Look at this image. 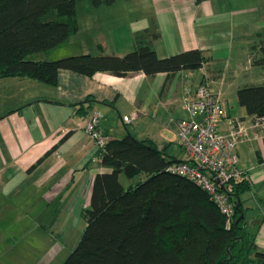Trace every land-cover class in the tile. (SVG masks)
<instances>
[{
	"label": "crops",
	"instance_id": "1",
	"mask_svg": "<svg viewBox=\"0 0 264 264\" xmlns=\"http://www.w3.org/2000/svg\"><path fill=\"white\" fill-rule=\"evenodd\" d=\"M179 1L155 0L157 14L119 36L116 32L109 36V23L102 16L112 11L114 3L96 8L89 3L80 19L75 4L76 34L34 61L82 55L122 57L133 50V35L154 24L159 33L152 43L156 57L199 50L207 58L199 70L178 72L168 81L165 74L118 78L96 73L88 78L69 71H58L54 86L27 78L0 79L1 199L27 205L22 208L24 215L71 218L75 226L82 221L93 178L109 172L100 166L83 130L91 112L101 115L99 127L110 140L129 133L122 117L133 118L132 137L149 141L158 150L164 148L178 162L185 158L177 122L189 118L184 98L202 82L218 95L228 118L248 119L243 108L231 112L227 100L236 98L241 88L264 84V68L250 63L256 56L250 52L254 36L264 33V26L248 17L258 9L234 11L228 0L198 5L194 0ZM235 154L236 169L248 185L239 196L243 216L253 229L257 250L264 252V139L251 137L236 147Z\"/></svg>",
	"mask_w": 264,
	"mask_h": 264
},
{
	"label": "trees",
	"instance_id": "2",
	"mask_svg": "<svg viewBox=\"0 0 264 264\" xmlns=\"http://www.w3.org/2000/svg\"><path fill=\"white\" fill-rule=\"evenodd\" d=\"M76 1L0 0V79L27 78L54 86L58 71H69L88 78L96 73L118 78L134 73L165 74L168 81L178 72L196 71L207 63L199 50L157 58L152 43L159 33L154 24L136 34L133 50L122 57L29 60L76 34ZM115 1L89 3L96 8ZM254 40L250 52L256 56L250 63L264 68V33L256 34ZM235 96L247 118H264V84L241 88ZM96 156L109 172L93 178L89 206L80 214L84 230L62 264H264V252L257 250L253 229L239 202L248 190L245 180L232 184L233 216L227 225L205 192L167 171L178 161L164 148L158 150L151 142L127 133L110 140ZM119 175L128 179L143 175L145 180L123 189Z\"/></svg>",
	"mask_w": 264,
	"mask_h": 264
},
{
	"label": "built area",
	"instance_id": "3",
	"mask_svg": "<svg viewBox=\"0 0 264 264\" xmlns=\"http://www.w3.org/2000/svg\"><path fill=\"white\" fill-rule=\"evenodd\" d=\"M184 109L189 118L177 122V134L185 159L171 164L167 171L205 192L228 225L234 207L232 184L245 179L236 169L235 149L251 137L264 139V118H228L218 95L211 93L205 82L186 95ZM100 119V114L91 112L83 129L97 152L110 141L99 127ZM121 122L129 125L133 118L124 116Z\"/></svg>",
	"mask_w": 264,
	"mask_h": 264
},
{
	"label": "rangeland",
	"instance_id": "4",
	"mask_svg": "<svg viewBox=\"0 0 264 264\" xmlns=\"http://www.w3.org/2000/svg\"><path fill=\"white\" fill-rule=\"evenodd\" d=\"M154 1L116 0L112 11L102 13L103 20L109 23L106 32L109 31V36L113 35L111 32H116L117 36L127 35V31H131L144 20H148L147 17L157 14V3ZM228 1L234 11L258 9L256 13L248 17L253 20L254 24L264 26V0ZM176 3L183 4L186 1L181 0ZM88 4L89 0L76 1L79 19L84 15L83 9ZM167 8L169 7L166 6ZM135 36L136 34L132 37L133 43ZM41 56L42 54L34 55L29 57V60L34 61ZM227 103L231 112L240 109L233 96L228 98ZM132 129L133 125L126 126L129 133ZM118 180L121 187L127 189L143 182L145 177L142 175L128 179L124 175H119ZM1 200L0 264H62L78 243L84 230V222L79 220L75 226L71 218L61 219L60 216H53L50 219H42V217L38 218L37 214L24 215L22 208L27 205L13 203L9 198Z\"/></svg>",
	"mask_w": 264,
	"mask_h": 264
}]
</instances>
